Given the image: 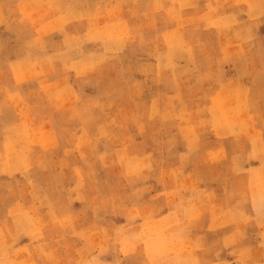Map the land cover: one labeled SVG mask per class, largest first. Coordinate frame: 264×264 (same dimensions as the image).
<instances>
[{"label":"rangeland","instance_id":"obj_1","mask_svg":"<svg viewBox=\"0 0 264 264\" xmlns=\"http://www.w3.org/2000/svg\"><path fill=\"white\" fill-rule=\"evenodd\" d=\"M87 1L39 0L55 29L106 21L104 57L76 68L77 106L54 111L30 83L32 117L0 122V264H181L203 237L161 217L192 201L187 226L212 229L197 264H260L264 0H99L80 16Z\"/></svg>","mask_w":264,"mask_h":264},{"label":"crops","instance_id":"obj_2","mask_svg":"<svg viewBox=\"0 0 264 264\" xmlns=\"http://www.w3.org/2000/svg\"><path fill=\"white\" fill-rule=\"evenodd\" d=\"M65 3L66 6L71 4L69 1H63L61 5ZM100 4L99 0L79 2L77 7L80 16L85 13V16L88 17L91 12L95 15ZM42 8L43 3H40L39 0H8L5 3H0V122L6 124L3 125L5 132L21 129L24 123L23 115L32 117V111L27 107L26 99L24 98V100L22 96L23 88L30 83H35L40 90V95L47 99L51 109L54 111L68 110L71 106L75 104L77 106L82 101L85 92V83L76 68L85 67L92 61L104 57L102 50L98 49L101 39H98L97 35L99 30L105 26L106 21L93 23L92 21L95 20L80 19L66 25L62 24L60 28L55 29L53 17L47 18L48 12ZM66 13L65 11L58 13L57 19L64 17ZM31 69L42 74L43 77L39 79L26 78ZM62 83H64L62 88L52 90L54 86ZM62 97L64 99L67 97L69 103H64ZM23 106L28 114L23 111ZM44 122H49L45 116L37 120L39 124ZM189 176L190 178L186 179V182L195 179V171H192ZM193 202L183 210H172L161 217L162 220L172 214L177 215L184 226L181 232L188 233L187 237L192 242L197 240L198 235L203 237V246L201 248L196 246V249L191 246V249L194 250H191L189 254L190 259L181 264H192V261L197 264L199 252L209 248L208 241L212 229L206 226L197 228L193 226L194 222H190L188 226L186 224L188 219L192 218L195 209L199 210V207L193 205ZM243 210H246L244 206L237 207L235 212H232L234 216L239 217ZM236 227L240 228L241 233L245 231V227H239L238 224ZM187 229H189L188 232ZM229 230L230 228L221 230L220 234H226ZM243 246L245 247L246 243ZM23 247L25 246L20 245L17 249H23ZM256 251L259 252L257 255L263 256L262 249ZM211 254H213L212 250ZM28 260L29 257L26 256L21 261ZM204 264L229 263L216 260L211 255V260ZM260 264H264V257L260 260Z\"/></svg>","mask_w":264,"mask_h":264}]
</instances>
